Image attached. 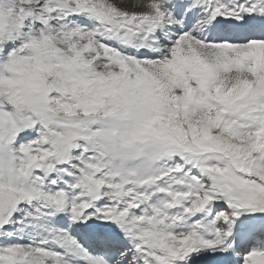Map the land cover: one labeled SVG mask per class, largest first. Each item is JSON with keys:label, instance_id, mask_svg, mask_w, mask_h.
<instances>
[{"label": "snow or ice", "instance_id": "6c2138e0", "mask_svg": "<svg viewBox=\"0 0 264 264\" xmlns=\"http://www.w3.org/2000/svg\"><path fill=\"white\" fill-rule=\"evenodd\" d=\"M0 264H264V0H0Z\"/></svg>", "mask_w": 264, "mask_h": 264}]
</instances>
